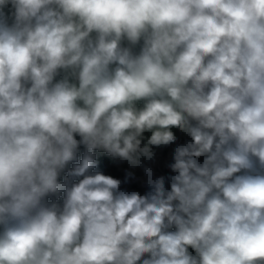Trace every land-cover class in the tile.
<instances>
[{"label":"clouds","instance_id":"clouds-1","mask_svg":"<svg viewBox=\"0 0 264 264\" xmlns=\"http://www.w3.org/2000/svg\"><path fill=\"white\" fill-rule=\"evenodd\" d=\"M0 264H264V0H0Z\"/></svg>","mask_w":264,"mask_h":264}]
</instances>
